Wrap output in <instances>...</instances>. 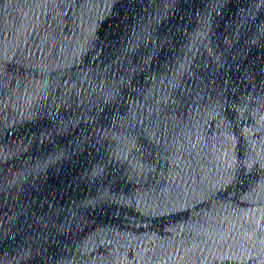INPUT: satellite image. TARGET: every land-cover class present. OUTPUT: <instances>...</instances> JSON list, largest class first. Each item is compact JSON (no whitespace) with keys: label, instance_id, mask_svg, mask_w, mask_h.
<instances>
[{"label":"water","instance_id":"water-1","mask_svg":"<svg viewBox=\"0 0 264 264\" xmlns=\"http://www.w3.org/2000/svg\"><path fill=\"white\" fill-rule=\"evenodd\" d=\"M0 264H264V0H0Z\"/></svg>","mask_w":264,"mask_h":264}]
</instances>
